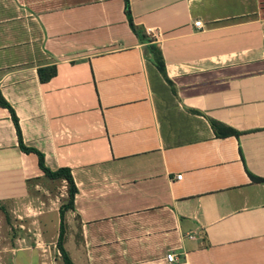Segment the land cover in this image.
<instances>
[{"label":"crops","instance_id":"obj_1","mask_svg":"<svg viewBox=\"0 0 264 264\" xmlns=\"http://www.w3.org/2000/svg\"><path fill=\"white\" fill-rule=\"evenodd\" d=\"M129 5L138 33L126 0H0L2 93L78 189L66 249L74 264H264V0ZM52 181L66 203L0 105V204Z\"/></svg>","mask_w":264,"mask_h":264},{"label":"rangeland","instance_id":"obj_2","mask_svg":"<svg viewBox=\"0 0 264 264\" xmlns=\"http://www.w3.org/2000/svg\"><path fill=\"white\" fill-rule=\"evenodd\" d=\"M38 188L36 194L31 195L30 191L28 193L30 197L14 205L11 201L0 204L5 207V211L0 208L2 264H12L8 263V259L15 261L17 259L19 264H64L57 245L56 236L60 232V217L56 210L64 201L61 194L65 189L53 181L40 184ZM67 219L66 217V221ZM68 225L67 223V233ZM17 237L20 238L19 246L28 251H20L16 255L7 254V249H11L13 240L16 241Z\"/></svg>","mask_w":264,"mask_h":264},{"label":"trees","instance_id":"obj_3","mask_svg":"<svg viewBox=\"0 0 264 264\" xmlns=\"http://www.w3.org/2000/svg\"><path fill=\"white\" fill-rule=\"evenodd\" d=\"M126 13L129 16L130 25H131L132 29L136 33H138L139 29L133 23V20L131 17L129 0H126ZM150 48L152 49L154 63L158 66L160 71L167 78L166 70H165V63L163 61V56H162L160 49L155 45H151ZM46 71H49V72L51 71V72L45 75ZM56 72H57V68L55 66L49 67L47 69L46 68L40 69L42 81L45 82L51 76H54L56 74ZM0 105L8 108L12 113V118H13L14 123L16 125V129H17V133H18V137H19V142H20V147L22 148V150L24 152H27V153H35L38 156L39 167L44 172V174L46 176H48L51 179H65L67 181V184H68V201L66 203L62 204L60 207V232H59L57 245H58L59 251L62 255L64 264H74V261L70 255V253L68 252V250L65 247L66 234H67L66 213L69 210L74 209L75 195L78 191L77 186H76L75 181H74V177L72 175L71 168L70 167H60L57 170H52L50 167L47 166L46 160H45V155L42 151H40L36 147L27 146L25 144L24 139H23L22 130H21L20 123H19V118H18L14 108L12 107V105L4 97L2 90H1V86H0ZM211 123L215 129H217L218 126L220 125L216 120H213V119H211ZM228 134L239 135V132L234 131V130H230V131H228ZM219 135H221V134L219 133ZM253 179L259 180V181L262 180L259 177H255V176H253ZM0 208L5 211L4 206L0 205Z\"/></svg>","mask_w":264,"mask_h":264},{"label":"built area","instance_id":"obj_4","mask_svg":"<svg viewBox=\"0 0 264 264\" xmlns=\"http://www.w3.org/2000/svg\"><path fill=\"white\" fill-rule=\"evenodd\" d=\"M196 25L200 26V25H201V22H200V21H197V22H196ZM182 177H183V175H182V174H179V175L177 176V179H182ZM167 258H168V260H170V261H174V260L176 259L175 254H172V253L168 254V255H167Z\"/></svg>","mask_w":264,"mask_h":264}]
</instances>
